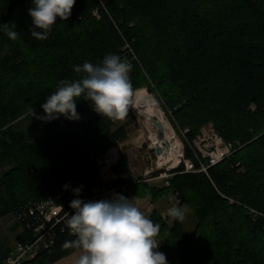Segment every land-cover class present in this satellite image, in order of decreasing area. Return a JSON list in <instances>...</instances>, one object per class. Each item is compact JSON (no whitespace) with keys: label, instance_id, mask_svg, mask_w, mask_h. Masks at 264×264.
Segmentation results:
<instances>
[{"label":"trees","instance_id":"trees-1","mask_svg":"<svg viewBox=\"0 0 264 264\" xmlns=\"http://www.w3.org/2000/svg\"><path fill=\"white\" fill-rule=\"evenodd\" d=\"M29 7L30 0H0V23L14 21L19 32L14 40L0 32V220L58 195L68 209L81 185L83 200L100 192L95 158L127 138L128 124L102 117L83 96L79 120L88 105L92 115L80 135L72 125L79 120L43 122L32 110L42 115L58 83L79 78L74 65L98 63L111 52L130 60L133 93L146 88L175 131L188 129V140L211 122L226 141L245 144L208 175L180 173L181 164L160 187L136 178L121 156L111 170L128 178L112 182L125 185L117 193L152 203L171 194L189 209L190 231L158 209L148 216L160 224L159 248L169 264H264L263 220L244 207L264 212V0H106L104 7L75 0L46 40L31 36ZM185 156L192 157L188 149ZM23 238L24 231L16 239ZM70 239L57 232L51 247L23 264H52L74 253L63 247ZM12 251L0 235V264Z\"/></svg>","mask_w":264,"mask_h":264},{"label":"clouds","instance_id":"clouds-1","mask_svg":"<svg viewBox=\"0 0 264 264\" xmlns=\"http://www.w3.org/2000/svg\"><path fill=\"white\" fill-rule=\"evenodd\" d=\"M75 0H30L27 14L31 18L29 32L37 40H46L57 17L66 20ZM0 32L16 39L19 32L14 21L0 23ZM132 65L116 53H106L98 63L84 61L74 65L80 76L61 80L41 104L42 115H33L43 122L59 117L76 121L80 114L76 102L81 96L102 117L113 120L127 116L133 94L130 78ZM65 189L68 184L63 186ZM82 185L72 189L73 209L65 212V223L74 236L66 240L65 248L74 249V264H169L166 254L159 251L160 224L144 214L134 202L121 193L98 200L80 198ZM166 214L174 221H183L186 210L173 204Z\"/></svg>","mask_w":264,"mask_h":264},{"label":"built area","instance_id":"built-area-1","mask_svg":"<svg viewBox=\"0 0 264 264\" xmlns=\"http://www.w3.org/2000/svg\"><path fill=\"white\" fill-rule=\"evenodd\" d=\"M98 2L101 7H104L106 0H98ZM93 16L97 19L100 18L98 9L93 10ZM124 49L132 54V59H136L128 45ZM179 133L180 136L175 132L177 138L182 139L175 167L166 169L158 177H155L156 179H162L164 186H169V178L173 176L172 171L178 169L181 164L184 168L180 173H204L208 175L211 167L230 159L237 150L245 145L238 140L226 141L218 134L211 123L203 125L192 141L187 138V128L180 130ZM118 149V147L112 146L105 155L96 158V169L103 186L97 194L92 191V196L89 197L90 200L110 197L113 193H117L119 188L125 189V185L121 187L112 185V182L117 178H128L127 173L116 175L111 172V167L116 165L120 159ZM186 149L191 152V158L185 156ZM59 198L60 195L49 197L43 201H30L16 215L15 219L20 224L21 232L24 231V238L22 241L17 240L14 243L13 251L6 257L4 264H23L25 261L34 259L39 252L54 244L57 232L72 235L65 223V212L71 214L73 209H66L59 204ZM244 207L254 219L261 218L263 220L262 227L264 230V212H259L247 206ZM158 250L161 251L160 248Z\"/></svg>","mask_w":264,"mask_h":264},{"label":"rangeland","instance_id":"rangeland-1","mask_svg":"<svg viewBox=\"0 0 264 264\" xmlns=\"http://www.w3.org/2000/svg\"><path fill=\"white\" fill-rule=\"evenodd\" d=\"M133 95L131 97V103H132ZM131 103L129 106L128 114L125 118L113 120L115 125L117 126L124 124V123L128 124L127 138L112 146H116L119 148L118 150L120 153V157L121 156L125 157L131 172L136 178H144L145 181H147L149 184L162 186L163 180L156 179L155 177H158L160 173L164 172L166 169H171L172 167H170V162L166 163V165L159 163V159L155 152V149L153 148L151 149L149 147V140H147L146 138V133L144 131L145 129L143 127L142 122L137 118V116L134 115L132 111ZM162 111L164 112L165 117L168 119L169 123L171 124L169 117H168L169 113H166L163 109ZM91 115H92V109L88 105L86 110L82 114L81 120L72 123L73 128L77 134L79 135L82 134L83 123H85ZM132 118L133 120H130ZM208 123H211V122H208ZM175 132H177L178 135L180 136L178 129H176ZM181 141L182 139L179 140L180 144H181ZM107 150L100 156L105 155ZM96 158H95V161H96ZM168 197L169 195L161 199H166ZM168 201L169 202L166 201L168 204L165 202V204L161 205L162 208H164L165 210L171 207L176 202V200H173V199L168 200ZM134 202L136 203L138 207L141 206L140 201H134ZM147 207H150V206L148 205ZM184 209L186 210V215H185V219L183 220V222L185 224L186 231H190L193 228V225L195 223L194 217L188 208H184ZM163 217L167 220L168 223H172L173 218H171L167 214H165V216ZM15 223H16V219L12 214L7 215L0 220V235L2 236V238L6 239L7 242L11 245H14V243L17 241L16 238L21 233L20 227L15 228ZM207 264H213V263H207Z\"/></svg>","mask_w":264,"mask_h":264},{"label":"bare ground","instance_id":"bare-ground-1","mask_svg":"<svg viewBox=\"0 0 264 264\" xmlns=\"http://www.w3.org/2000/svg\"><path fill=\"white\" fill-rule=\"evenodd\" d=\"M131 108L134 115L143 124L146 138L149 140V147L151 149L162 148V152L157 154L159 163L166 165L170 162V167H175L181 144L158 101L148 93L146 88H140L133 95ZM156 118L164 127L165 136L163 139L159 137L158 127L154 123ZM165 143H169V146L166 147Z\"/></svg>","mask_w":264,"mask_h":264},{"label":"crops","instance_id":"crops-1","mask_svg":"<svg viewBox=\"0 0 264 264\" xmlns=\"http://www.w3.org/2000/svg\"><path fill=\"white\" fill-rule=\"evenodd\" d=\"M111 172H112V170H111ZM150 185L151 186H157V185H152V184H150ZM158 187H160V186H158ZM171 199L176 200V197L174 195H169L168 198H166V199H160V200L156 201L155 203H152L149 197H145V198H141V199H134V201H140L141 202V206H139V208L147 216L150 215V213L152 212V210L154 208L155 209H158L161 212V214L163 216H165L167 209L165 210L164 208H162L161 205L162 204H165L166 201L169 202L168 200H171ZM176 203H177V200H176V202L174 204H176ZM148 205L150 207H147ZM76 256H77V253L75 251L74 253H72V254H70L68 256L63 257V258L57 260L56 262H54L52 264H74V260H75Z\"/></svg>","mask_w":264,"mask_h":264},{"label":"water","instance_id":"water-1","mask_svg":"<svg viewBox=\"0 0 264 264\" xmlns=\"http://www.w3.org/2000/svg\"><path fill=\"white\" fill-rule=\"evenodd\" d=\"M154 123L158 127L159 137L161 139H163L164 136H165L164 127L162 126L161 123L158 122V119L157 118L154 120ZM165 146L168 147L169 146V143H165ZM155 152H156V154H160L162 152V148L161 147L156 148L155 149Z\"/></svg>","mask_w":264,"mask_h":264}]
</instances>
